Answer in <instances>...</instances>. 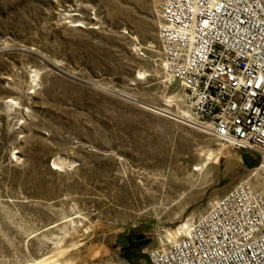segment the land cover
<instances>
[{
  "label": "rangeland",
  "instance_id": "374dc122",
  "mask_svg": "<svg viewBox=\"0 0 264 264\" xmlns=\"http://www.w3.org/2000/svg\"><path fill=\"white\" fill-rule=\"evenodd\" d=\"M158 25L155 0H0V264H143L238 184L264 196L256 152L184 120Z\"/></svg>",
  "mask_w": 264,
  "mask_h": 264
},
{
  "label": "built area",
  "instance_id": "2783aa9c",
  "mask_svg": "<svg viewBox=\"0 0 264 264\" xmlns=\"http://www.w3.org/2000/svg\"><path fill=\"white\" fill-rule=\"evenodd\" d=\"M165 79L184 120L264 161V0H155ZM143 264H264V196L240 183Z\"/></svg>",
  "mask_w": 264,
  "mask_h": 264
},
{
  "label": "bare ground",
  "instance_id": "6f19581e",
  "mask_svg": "<svg viewBox=\"0 0 264 264\" xmlns=\"http://www.w3.org/2000/svg\"><path fill=\"white\" fill-rule=\"evenodd\" d=\"M183 99V97H182ZM184 114V113H183ZM228 148L227 146L223 147L222 150L226 151V153L229 155V152L227 151ZM231 148V147H230ZM191 227V224L186 221L185 223H183L178 229L174 230V231H169V235L171 238H173L174 241L178 240L179 236H181L182 234H186L187 231L189 230V228ZM184 236V235H183ZM182 237V236H181ZM170 239V238H169ZM103 253V252H102Z\"/></svg>",
  "mask_w": 264,
  "mask_h": 264
},
{
  "label": "water",
  "instance_id": "95a60500",
  "mask_svg": "<svg viewBox=\"0 0 264 264\" xmlns=\"http://www.w3.org/2000/svg\"><path fill=\"white\" fill-rule=\"evenodd\" d=\"M45 60H46V59H45ZM115 94H117V93H115ZM117 95L122 96V97L127 98V99H131V98H129L128 96L123 95V94H117Z\"/></svg>",
  "mask_w": 264,
  "mask_h": 264
},
{
  "label": "trees",
  "instance_id": "16d2710c",
  "mask_svg": "<svg viewBox=\"0 0 264 264\" xmlns=\"http://www.w3.org/2000/svg\"><path fill=\"white\" fill-rule=\"evenodd\" d=\"M246 160L248 161V162H250V159L246 156Z\"/></svg>",
  "mask_w": 264,
  "mask_h": 264
}]
</instances>
